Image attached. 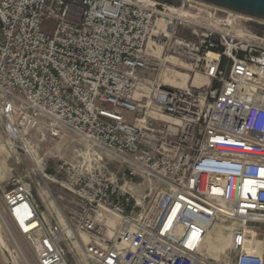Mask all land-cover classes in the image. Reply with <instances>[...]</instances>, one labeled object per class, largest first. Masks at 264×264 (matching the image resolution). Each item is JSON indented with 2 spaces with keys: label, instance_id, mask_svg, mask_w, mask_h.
Here are the masks:
<instances>
[{
  "label": "built area",
  "instance_id": "1",
  "mask_svg": "<svg viewBox=\"0 0 264 264\" xmlns=\"http://www.w3.org/2000/svg\"><path fill=\"white\" fill-rule=\"evenodd\" d=\"M229 12L198 0H0L7 138L69 131L116 164L100 155L44 174L68 193L63 220L12 178L0 219L37 264H70L67 243L87 264H213L201 249L216 220L232 225L231 264H264V22Z\"/></svg>",
  "mask_w": 264,
  "mask_h": 264
},
{
  "label": "rangeland",
  "instance_id": "2",
  "mask_svg": "<svg viewBox=\"0 0 264 264\" xmlns=\"http://www.w3.org/2000/svg\"><path fill=\"white\" fill-rule=\"evenodd\" d=\"M157 1L174 5L180 3V0ZM254 30L264 34V24L261 27L260 25L254 26ZM23 131L25 141L28 145H31L34 154L26 152V144L23 141L15 143L8 139L0 120V195L12 178L27 180L46 216L60 219L59 215L62 214L63 217L65 213L68 193L44 176V174L51 173L58 177L60 175L59 166L63 161L92 166L95 163H93V160H99L101 155L102 161L100 160L98 164H103L109 170L116 169V164L108 154L100 152L96 148H91L72 132L62 131L58 136H51L44 126L31 130L29 133H26V129ZM1 210L2 201L0 197ZM231 226L230 223L217 220L212 233H209L210 240L208 239L206 244L208 257L213 264H231L234 260V255L228 249V236ZM9 228L29 264H37L29 243L16 232L10 223ZM0 235L9 248L5 251L0 247V264H25L20 255L17 254L14 239H12L1 219ZM66 246L68 250L67 258L70 264H87L78 248L75 250L68 243Z\"/></svg>",
  "mask_w": 264,
  "mask_h": 264
},
{
  "label": "bare ground",
  "instance_id": "3",
  "mask_svg": "<svg viewBox=\"0 0 264 264\" xmlns=\"http://www.w3.org/2000/svg\"><path fill=\"white\" fill-rule=\"evenodd\" d=\"M229 13H232V12H229ZM232 15L235 16V17H237V18H239L240 20H254V19H251V18L248 17V16H245V15H242V14H239V13H233ZM166 77H167V76H166ZM164 79H165V78H164ZM167 79L169 80L170 78L167 77ZM188 80H189V78L186 77V75H185V74H182L181 72H175V77H174V78H171V81H173L174 83H177V85H179V86H185V84L187 83ZM193 82H194V83H199V82H200V78H199L198 76H195V77L193 78ZM21 141H23V142L26 144V146H25V150H26V152L29 153V154H31V153L34 154V153H33L34 151L32 150L31 145H28L27 141H25L24 136L21 138ZM59 216H60V219L63 220L62 214L59 215ZM216 221H217V220H216ZM216 221H214V222L209 226V228L207 229V232H206V235H205V239H204V243H203V245H202V249H201L202 254H204V255H206V256H208V254H209V253H208V249H207L206 241L210 238L209 233H212V229L215 228L214 226H215ZM9 230H10V229H8L9 234L11 235L12 239H14L13 242H14L15 245H16V249H17L16 252H17V254L20 255V257L23 259V261H24L25 264H29L28 260H27L26 257L24 256V254H23V252H22V250H21L19 244L17 243L15 237L13 236V234H12ZM231 235H232V231H231V229H230V233H229V236H228V247H229V244H230ZM84 240H86L85 237H84ZM209 240H210V239H209ZM213 241H214V240H213ZM213 241H212V242H213ZM76 243H77V242H76ZM214 243H215V242H214ZM76 246L79 247L78 243H77ZM0 247H1L3 250H5V251L9 249L8 246H7V244H6V242L4 241V239H3V237H2L1 235H0ZM19 249H20V250H19ZM79 249H80V247H79Z\"/></svg>",
  "mask_w": 264,
  "mask_h": 264
},
{
  "label": "water",
  "instance_id": "4",
  "mask_svg": "<svg viewBox=\"0 0 264 264\" xmlns=\"http://www.w3.org/2000/svg\"><path fill=\"white\" fill-rule=\"evenodd\" d=\"M264 22V0H198Z\"/></svg>",
  "mask_w": 264,
  "mask_h": 264
}]
</instances>
